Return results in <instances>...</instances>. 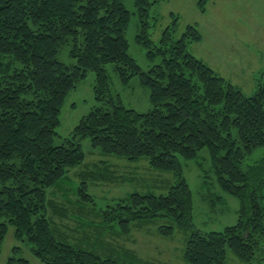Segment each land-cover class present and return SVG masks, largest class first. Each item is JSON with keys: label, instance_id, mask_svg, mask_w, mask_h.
Returning a JSON list of instances; mask_svg holds the SVG:
<instances>
[{"label": "trees", "instance_id": "1", "mask_svg": "<svg viewBox=\"0 0 264 264\" xmlns=\"http://www.w3.org/2000/svg\"><path fill=\"white\" fill-rule=\"evenodd\" d=\"M158 1L134 0L137 41L148 48L150 58H163L143 71L128 52L131 11L123 0H0V217L6 218L0 221V255L10 226L17 241L6 264H30L20 255L23 242L44 264H157L109 241L103 244L108 254L103 256L97 246L83 245L90 242L83 229L92 226L89 222L73 220L74 227L48 216L50 210L65 215L60 209L65 206L59 198H49L48 191L53 188L70 202L63 197L61 181L84 163L81 141L86 137L103 154L141 161L133 165L137 167L146 160L151 170L174 175L167 193L133 191L101 210L94 228L98 242L106 236L130 238L133 228L166 218L170 223L154 232L172 238L177 227L188 231L183 259L189 264H224L228 248L248 263L262 259L264 156L246 166L244 162L264 146V80L246 94L220 75L188 49L203 37L197 24L188 23L175 36L179 17L174 12L156 44L150 19ZM210 1L196 0L199 11L206 12ZM70 42L76 62L67 65L58 52ZM108 63L116 65L124 83L140 75L150 88L149 111L128 108L112 96ZM88 71L95 73L96 98L109 105L93 108L57 144L62 106ZM205 147L216 183L240 203L235 224L210 232L194 227L193 191L181 162ZM98 176L92 173L94 180ZM204 177L209 184V175ZM88 185L83 180L75 192L76 209L95 202Z\"/></svg>", "mask_w": 264, "mask_h": 264}, {"label": "rangeland", "instance_id": "2", "mask_svg": "<svg viewBox=\"0 0 264 264\" xmlns=\"http://www.w3.org/2000/svg\"><path fill=\"white\" fill-rule=\"evenodd\" d=\"M123 1L131 11L130 24L126 32V38L129 42L128 52L137 61L143 71H148L154 65L160 64L163 58L161 55L150 58L148 56V48L137 41V35L140 32V23L134 0ZM244 2L246 3V0H229L228 3L223 1L218 6L223 8L222 11L218 7L211 8L205 17L197 8L196 0L158 1L151 9L152 39L156 44L160 43L163 30L172 21L170 14L174 12L179 17L176 37L181 36L188 23L197 22L203 25V28L200 29L202 34H204L202 39L192 43L188 47L199 58L205 57L206 53L208 55L211 47L217 41V35L222 32L221 28L225 26L235 31V34L229 31V34H232L229 37L230 42L233 41L234 43L249 45L253 40H248L249 42L246 40L245 42V39L236 35L240 34L241 29L244 34V27H247L249 18H254L250 12H245L243 9L236 10L239 6L245 8ZM258 2L262 4L261 0H258ZM250 34L252 36L255 35V39L261 37V39L256 40L257 43L258 41L264 43V26H262L261 32L260 30L255 32L251 31ZM71 47V42L65 43L58 52L59 60L67 65L76 62L75 57L71 55ZM247 51L248 49L245 48V52ZM106 71L109 75L111 94L113 97L121 98L126 107L136 109L139 112H147L152 108L150 88L141 83L140 75H135L128 83H124L114 63L106 64ZM253 78L256 90L259 80H264V69L261 68L260 71L255 72ZM94 85L95 73L88 71L87 76L67 95L60 112V124L55 140L57 144L62 143L65 138L70 137L77 123L93 108L103 105L107 107L109 105V103L96 98ZM243 92L245 91L243 90ZM233 132L237 135L236 129ZM81 143L86 154L84 163L71 168L61 181V186H63L62 191L64 192L63 197L70 202L63 200L61 195L55 193V190L53 193V188H50L48 191L49 198H53V196L59 198L57 200L61 202L60 204L62 206H65L60 208L65 215H55L50 210L48 216L53 220H68L65 223L74 227L77 224L73 220H81L83 223L84 221L89 222L92 226H85L83 229L89 235L88 239L90 242L83 243V245L88 247L97 246L96 250L103 256L108 255L104 245L106 246L109 241L112 247L118 244L133 249L142 260L155 261L157 264H189L183 259L184 247L189 235L188 231L181 230L177 227L175 235L172 238H167L154 232L159 225L170 223V220L166 218H157L151 223L144 224L139 228H133V231L129 234L130 238L128 236H113V238L106 236L101 239V242H98V235L94 228L101 220L98 215L101 210H104L109 204L115 203L119 197L125 196L133 191L151 192L155 194L167 193V185L171 181L172 184L174 183V175L170 172L151 170L146 166V160H142L145 165L142 162L141 166L137 167L133 165L141 161L135 163L115 155L103 154L99 148L92 145L90 137L84 138ZM263 156L264 146L257 147L252 154L246 157L244 165L246 166L259 161ZM181 162L184 168V176L193 191L194 227L202 232H210L223 230L225 226L235 224L238 221L240 203L235 196L223 192L216 183V173L214 172L209 149L205 147L199 150L198 155L193 159L186 160L181 158ZM92 173L99 174V179L94 180ZM205 174L209 175V184H205L204 182ZM83 180L88 182L89 192L94 195L95 202L86 203L84 204V209L79 210L76 209L79 208L78 205H75L76 201L79 200L75 192ZM4 219L6 218L0 217V221ZM71 234L74 235L73 233ZM15 245H17V241L14 236V227L10 226L0 255V264H6ZM22 247L20 255L26 257L30 264H44L33 255L28 242H23ZM262 248V259H255L251 263L242 261L228 248L227 258L224 264H264V243L262 244Z\"/></svg>", "mask_w": 264, "mask_h": 264}, {"label": "crops", "instance_id": "3", "mask_svg": "<svg viewBox=\"0 0 264 264\" xmlns=\"http://www.w3.org/2000/svg\"><path fill=\"white\" fill-rule=\"evenodd\" d=\"M223 1L228 3L229 0H211L207 11L202 14L206 17L211 8H217ZM261 3L258 0H246V3L244 2L245 8L239 6L236 9H243L245 12H250L254 17H250L247 27H244L245 33H247L246 36L245 33H242V29L240 30V34H236L242 39H245V42L246 40H253L249 45L234 43L232 40L233 43L230 42L229 37L232 34H229V31L232 30L225 26L221 28L222 32L217 35V41L211 47L208 55L206 53L205 57H200L220 75L229 79L247 94L255 91L253 74L260 71L261 68L264 69V43L261 41L257 43L256 40L261 39V37L255 39L256 36L250 34L251 31L255 32L260 30L261 32L262 26H264V0H261ZM224 6L226 5L224 4ZM218 8H220V11L223 9L221 7ZM193 23L197 24L200 29L203 28V25L197 22ZM242 23L244 22L242 21ZM232 32L235 34V31ZM236 42L238 41L236 40ZM245 48L248 49L247 52H245Z\"/></svg>", "mask_w": 264, "mask_h": 264}]
</instances>
